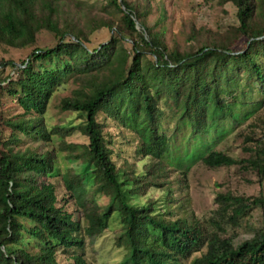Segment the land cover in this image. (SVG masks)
Instances as JSON below:
<instances>
[{
	"label": "trees",
	"instance_id": "obj_1",
	"mask_svg": "<svg viewBox=\"0 0 264 264\" xmlns=\"http://www.w3.org/2000/svg\"><path fill=\"white\" fill-rule=\"evenodd\" d=\"M149 2L105 0L106 7L115 8L120 17L98 22L96 28H107L111 35L94 47L90 32L61 20L62 0H0V47L32 48L20 64L0 60V264H60L59 252L82 251L85 239L105 232L113 215L121 225L117 244L126 249L119 264H264V228L234 245L236 234L221 238L196 220L165 219L155 213L152 203H131L152 188L166 190L172 200L171 187L179 178L170 181L169 174L177 170L185 187L197 162L210 169L239 166L263 181L264 144L257 145L250 158L238 161L213 151L211 138L204 140V150L185 154L172 167L170 139L160 125L162 102L173 108L180 129H190L188 141L202 139L209 120L227 121L234 127L264 108V0H219L220 5L235 6V22L223 32L192 31L194 46L187 52L169 49L163 33L156 30L165 19L163 6L159 18L148 24ZM43 31L54 35L55 46H37ZM69 79L79 86L60 108L84 116L82 125L68 131L80 133L87 144L76 155L70 152L81 171L69 170L60 180L82 208L87 219L84 228L59 205L54 185L41 181L59 176L57 152L14 151L9 144L19 141L17 132L45 143L52 135H70L59 128L49 132L44 122L53 93ZM238 93H257L259 99L238 104ZM5 98L21 109L20 119L5 118L1 111ZM109 119L138 141L129 171H121L113 159L114 147L106 131ZM4 127L10 129L11 142L1 141ZM140 161L145 164L138 173ZM180 162L186 165L178 166ZM98 196L108 198L103 208L96 203ZM214 201L220 212L230 213L233 227L255 208L264 210L263 193L229 192L217 194ZM196 253L200 255L193 257ZM64 264L90 263L83 252H75Z\"/></svg>",
	"mask_w": 264,
	"mask_h": 264
},
{
	"label": "rangeland",
	"instance_id": "obj_2",
	"mask_svg": "<svg viewBox=\"0 0 264 264\" xmlns=\"http://www.w3.org/2000/svg\"><path fill=\"white\" fill-rule=\"evenodd\" d=\"M150 15L148 24L152 26L159 18V7L163 6L165 19L161 21L156 29L163 33V41L169 49H178L181 52L190 51L194 42L190 39L192 31L199 28H205L215 33L218 30L223 32L229 24L235 22L236 8L232 3L219 4V0H149ZM61 20L68 24L77 25L84 32H90L89 38L94 47L100 43L108 41L110 32L107 28H96L101 19H112L117 21L120 17L118 11L113 7H106L105 0H62ZM61 21V22H62ZM57 39L53 34L43 31L37 36V46L39 48H51L55 46ZM32 48L8 49L0 47V60L13 61L20 64L26 60ZM8 74L5 71L3 76ZM79 84L69 79L62 87L55 90L50 99L44 122L47 130L50 132L55 128L61 129L63 135L69 132L70 135L61 137L52 135L50 142L36 140L32 135L20 134L17 132L18 142L9 143L14 146V151L44 153L49 150H55V165L59 176L51 178H42L54 185L59 205H64L65 209L73 214L75 220L79 221L82 227L87 226V219L78 205L75 198L65 192L60 175L72 170L80 172V162L73 158L83 150L87 144V139L78 132L71 133L70 127L82 125L85 121L84 116L69 111H62L61 101L70 97ZM247 92V91H246ZM249 94V93H248ZM259 99V94L242 96L237 94V103L253 102ZM163 110L160 131L168 136L171 145L169 159L173 158L172 163L175 167L185 154H198L207 147V142H211L213 151L224 153L235 159L244 160L254 155L257 145L264 144V108L259 110L247 121L234 127L227 121L217 122L209 120L207 123L208 131L204 137L196 140H187L189 128L177 124L178 119L172 107L161 103ZM246 109V108H244ZM243 110V106H242ZM6 119L16 121L22 117L21 109L11 98L3 100L1 109ZM28 117V116H27ZM99 121H103L99 117ZM211 125V127H210ZM59 131V132H60ZM106 131L109 140L114 147L113 159L121 171H129L131 165L136 160L135 151L138 145L134 135L123 127L118 126L113 120H107ZM11 132L9 128L4 127L1 141H8ZM74 150L71 151L70 148ZM72 152V154H70ZM204 153V152H203ZM70 157V159H69ZM145 161L137 163V171L141 173ZM186 165L180 162L178 166ZM177 166V168H179ZM176 170V169H175ZM172 172V171H171ZM177 185L171 187L173 190L172 200L168 192L164 189L152 188L145 196H139L131 201L134 204L152 203L155 213L165 219L185 218L189 221L196 220L201 228H206L210 234H217L221 238H227L236 234L233 241L238 245L246 239H249L254 232L264 228V210L255 208L246 217L242 218L237 227L230 225L228 217L230 213H222L219 206L215 204L217 194L232 193L234 195L257 196L264 194V179L258 182L257 175L249 170H244L239 166L207 168L202 163H195L187 174L185 187L180 181L179 172L173 171L169 174V180H178ZM97 205L103 208L108 203V198L98 196L95 198ZM172 214V215H171ZM171 215V216H170ZM119 217L113 215L105 232L95 238H86L85 246L82 251H61L57 256L60 264L68 261L72 255L77 253L84 254L90 264H119L126 254V249L117 244V237L120 232ZM235 228V229H234ZM205 251V250H203ZM195 254L193 257L199 256Z\"/></svg>",
	"mask_w": 264,
	"mask_h": 264
},
{
	"label": "water",
	"instance_id": "obj_3",
	"mask_svg": "<svg viewBox=\"0 0 264 264\" xmlns=\"http://www.w3.org/2000/svg\"><path fill=\"white\" fill-rule=\"evenodd\" d=\"M119 2H120V0H119Z\"/></svg>",
	"mask_w": 264,
	"mask_h": 264
}]
</instances>
